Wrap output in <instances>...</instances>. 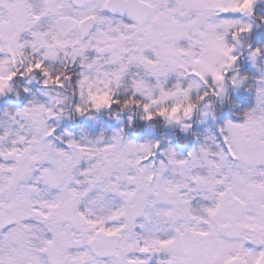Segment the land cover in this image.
<instances>
[{"label": "snow or ice", "instance_id": "1", "mask_svg": "<svg viewBox=\"0 0 264 264\" xmlns=\"http://www.w3.org/2000/svg\"><path fill=\"white\" fill-rule=\"evenodd\" d=\"M163 3L0 0V94L10 92V82L18 74L24 77V72L34 70L45 77V89H63L61 78L70 77L54 76L50 70L61 49V62L72 64L91 51L97 54L91 59L111 58L106 72L109 84L112 75L120 73L116 87L132 85V106L142 108L147 121L167 117V109L154 112L147 99L158 106L156 91L167 98L179 88L190 99L193 84L199 90L200 82L209 84L208 77L225 82L228 71L217 70L216 53L224 56L223 68L231 69L238 59L233 55L235 46L252 24L215 17L218 13L251 17L256 0H179L192 20L202 12L211 13L206 17L213 30L211 47L203 39L193 43L190 29L185 34L188 16L175 25L161 19L153 23L157 30L143 31ZM105 12L126 15L131 23ZM106 26L115 31L105 33ZM229 32L231 46L226 40ZM117 34L120 43L113 45ZM202 34L201 30L197 35ZM157 39L171 42V48L163 50L153 43ZM73 49L79 51L70 58ZM28 52L31 64L23 58ZM173 52L185 62L177 67L196 78L187 91L179 82L168 91L169 77L181 74L162 59ZM260 52L259 48L252 51L250 59L255 61ZM232 82L239 87L244 81ZM217 91L215 87L212 94ZM207 96L205 91L198 98L202 102ZM50 100L59 106V99ZM112 105L107 103L108 108ZM97 109L101 110L99 105ZM195 110L189 106L185 119ZM171 111L175 117L180 105H173ZM54 112L33 100L30 106L0 118V264H150L156 254L163 255L156 264H264V70L255 107L246 112L243 122L228 121L220 129L223 145L209 134L186 158H178L168 148L163 154L166 159L152 160L158 142L137 144L119 131L107 143L70 139L67 150L58 148L49 139L54 129L47 123L53 116L60 119ZM76 112L83 109L77 106ZM171 122L190 128L180 120ZM253 136L258 139L250 140ZM82 162L87 166L81 168ZM196 197L209 203L193 206ZM256 246L262 250L256 251Z\"/></svg>", "mask_w": 264, "mask_h": 264}, {"label": "trees", "instance_id": "2", "mask_svg": "<svg viewBox=\"0 0 264 264\" xmlns=\"http://www.w3.org/2000/svg\"><path fill=\"white\" fill-rule=\"evenodd\" d=\"M105 14V13H104ZM110 18L119 19L108 14ZM234 19H238L242 23H251L252 30L241 35V46H235L233 55L238 57L237 62L233 66V70L226 73L227 88L225 95L227 100H221L219 97L209 95L201 103L214 100L215 104L210 105L212 111L211 115L205 116L202 112L195 110L193 115L185 119L183 123L189 124L190 128L185 132L180 124H167L163 117H154L151 121L142 119V108L132 106L131 111H123L119 104H113L110 108L101 110H92L88 113L80 115L74 113L69 109L67 114L60 115V119H50L51 128L54 129L52 138L53 141L59 142V137L62 142L68 139H75L81 144H88L101 140L110 139L115 131L128 139L132 131L135 133V141L139 144L146 142L159 143L160 148L155 152H163L171 148L178 156V158H186L188 151L199 149L201 144L205 142V137L209 134L216 137V143L223 145V136L220 129L225 126L228 121L233 123L243 122L246 112L255 107L256 104V90L259 85L261 71L264 70V21L255 19L257 17H264V0H256L254 12L251 17L245 16L241 13L232 14ZM229 44H234L231 39V32L226 36ZM261 50L260 55L255 61L250 59V53L255 49ZM50 62L45 61V65ZM52 74L55 76L60 70H63L65 75L70 77L68 83L76 86L78 80L81 78L83 68L77 63H65L60 65L59 62H52ZM22 71V69H21ZM246 77L243 84L237 87L229 79L233 75ZM31 75L37 77L36 80L31 79ZM45 77L39 70H34L30 77L25 78L17 75L11 81L13 91L7 92L0 96V118H3L5 112L15 113L21 109L30 106L31 101L37 100L46 106L50 103V97L55 95L56 91H63V89L49 86L45 89L43 80ZM62 83L64 82L63 77ZM198 79V78H197ZM209 84L203 85L199 90H192L191 96L193 99L197 95H203L205 91L212 92L215 88L211 77H208ZM177 82L175 75L169 77L167 87H172ZM186 86V81L183 82ZM48 91L49 96H45L44 92ZM72 95L73 108L79 106L80 97L75 90L70 93ZM132 93L120 91L114 99L124 100ZM137 99H142L137 94ZM133 112L136 114L133 115ZM55 117V116H54ZM215 148V146H213ZM197 202L207 203L201 199H196Z\"/></svg>", "mask_w": 264, "mask_h": 264}, {"label": "clouds", "instance_id": "3", "mask_svg": "<svg viewBox=\"0 0 264 264\" xmlns=\"http://www.w3.org/2000/svg\"><path fill=\"white\" fill-rule=\"evenodd\" d=\"M211 13L210 12H202L200 15H198L195 20L191 19V13L187 8L181 7V4L179 3V0H164L163 6L160 9H157L155 11V19L152 17H149V23L147 26L142 29L143 31H148L152 30L155 31L157 29H153V23L158 22L159 20L163 19L166 23L169 25H175L178 24V20L180 18H183L185 16L189 17V20L186 22L184 25L185 29V34H188L189 29L191 30L193 36L195 39L193 40V43L196 41H199L201 39L205 40L206 42H209V46L211 47V41H212V29L208 27V22L206 21V17H210ZM255 19H260L264 21V17H257L254 18L253 22H255ZM201 30L203 32L202 35H197L198 33H201ZM115 31V29L111 27L105 28V33H111ZM109 38L108 35H105L104 39L107 40ZM41 41L43 40V37L39 38ZM120 43L119 35L117 34L116 39L113 40V45ZM153 43L157 44L158 46H162L163 50H169L171 48V42L164 43L162 40H155ZM241 39H239V42L236 44V46H241ZM231 46V44H229ZM140 45L137 44V47ZM63 49H61V56L59 60L56 62H59L60 65H64L65 63H62L61 61L64 60V55H63ZM76 51H79L77 49L70 50L68 52V56L71 58ZM97 54L94 52L89 51L88 57H84L78 61L79 64H84L85 66L83 67L82 75L81 78L78 80V83L76 86H73L71 83H68V80H65L63 83L65 84L64 90L63 91H56L55 95L52 96V99H59L60 104L59 106L56 103H53L52 100H50L49 106L52 109H55L54 115H66L69 109H72L74 113L76 112V107L73 108L72 105V93L74 90L75 92L78 93L80 100H79V107L83 109L82 113H78L80 115H83L85 113H88L92 110H97V105L100 106L101 109H107V103L109 101L115 103L114 96L120 92L123 91L125 93L133 91L132 85L130 83H122V86L116 87V81L115 77L120 75V73H114L112 75V82L111 85L109 84V75L106 74L108 70V66L111 63V58L105 59L103 55L99 56V59H91L96 57ZM25 62L27 64L32 63V56L31 53H25L23 56ZM20 59V56H17V60ZM162 59L169 64V67H173L177 69V72H181L180 75H176L175 77L177 78V82H179L180 85L183 86L184 91L188 90V84L191 82L192 79L196 78H191L187 76V69L184 68L181 70L178 65L184 64L183 58L177 54V53H171L169 55H163ZM224 56L216 53V68L219 71H229L233 70L235 72V69L232 67L231 69H224L223 64H224ZM66 63H71L70 60L67 61ZM91 64V68L88 66ZM24 65H20V67H23ZM13 68H16V65H12ZM19 69H17L18 71ZM50 70L53 71L52 66L50 65ZM59 75L61 76H66L63 70H60L58 72ZM24 77L28 78L30 77V74L28 72H24ZM32 80H36L37 77L35 75H31ZM231 81L236 80L238 83L240 81H244L246 77L243 76H238V75H233L232 77L229 78ZM129 80H131V76H129ZM186 81V86L183 83ZM8 82L5 81V85H7ZM215 87L218 89L217 94L213 95L212 92H208L209 95L219 97L221 100H227V96L225 95V91L227 88L226 82L222 83H215ZM203 86V83L200 82V88ZM199 88V89H200ZM219 89H223V91H219ZM14 89L11 87L10 91H13ZM192 90H197V87L195 84L192 85ZM168 91L171 92L172 88L169 87ZM152 95L151 92L148 93V96L150 97ZM199 95L196 96L195 99L191 98L186 99L184 97V92H181L179 88L176 89V93L173 96H168L167 98L162 97L158 91L155 92V99L157 101H160L159 105L153 104L152 100L149 98L147 99V103L149 107L155 112L159 109H167V117H163L165 122L167 124H173L171 122L172 119L184 121L185 120V112L189 106L195 108L199 112H202L205 116L211 115L212 111L210 109V105L215 104L214 100H210L205 103H201V100L198 98ZM144 98L142 97V102ZM125 101H128V107L125 108L124 103ZM180 105V113L173 117L171 108L173 105ZM120 109L123 111H131L132 110V95L128 96L124 100H120ZM136 113L133 112V115ZM142 119L146 120V113L142 110ZM190 116L193 115V113L189 114ZM182 129L187 132L188 130H185L183 125H181ZM250 140H257L258 137L253 136L249 138Z\"/></svg>", "mask_w": 264, "mask_h": 264}, {"label": "rangeland", "instance_id": "4", "mask_svg": "<svg viewBox=\"0 0 264 264\" xmlns=\"http://www.w3.org/2000/svg\"><path fill=\"white\" fill-rule=\"evenodd\" d=\"M232 14H234V13H218L217 14V16L215 17V19L216 20H223V19H229V20H238V19H234L233 17H232ZM229 34V33H228ZM227 34V35H228ZM182 43H184V42H182ZM6 94V93H5ZM5 94H0V96H3V95H5ZM49 105V104H48ZM47 105V106H48ZM22 110V109H21ZM55 117L53 116V117H50L49 119H48V121H47V123H48V125H49V127L51 128V125H52V123H51V120L50 119H54ZM117 131H115L114 132V134L116 133ZM113 134V135H114ZM128 140H131V141H133L134 143H137L136 141H135V133L134 134H132V135H128ZM62 138L63 137H59V142H55V141H53V138L52 137H49V139L58 147V148H62V149H65V150H67V147H68V141L70 140V139H68V137H65L66 138V141L63 143L62 142ZM126 138V137H125ZM111 139V138H110ZM110 139H108V140H102V142H104V143H107V142H109L110 141ZM148 143H153V142H148ZM88 144H91V143H88ZM137 144H139V143H137ZM215 146V145H214ZM195 150H198V149H195ZM167 150H164L163 152H155V154H154V156L151 158L152 160H155V161H160V160H162V159H166V157L163 155L165 152H166ZM191 151H193V150H190V151H188V153L189 152H191ZM188 153H187V155H188ZM187 157V156H186ZM87 165H86V163L85 162H82L81 163V168H84V167H86ZM196 199H201L200 197H196L194 200H193V202L196 200ZM207 202V201H206ZM209 203V202H208ZM194 205H196V201L194 202V204H193V206ZM249 247H253L251 244L249 245ZM255 250L256 251H260V250H262L259 246H256V248H255Z\"/></svg>", "mask_w": 264, "mask_h": 264}, {"label": "flooded vegetation", "instance_id": "5", "mask_svg": "<svg viewBox=\"0 0 264 264\" xmlns=\"http://www.w3.org/2000/svg\"><path fill=\"white\" fill-rule=\"evenodd\" d=\"M250 244L246 245L247 247H249ZM141 257H143L141 255ZM163 258V255L162 254H156V255H153L150 257V264H156V261L159 260V259H162Z\"/></svg>", "mask_w": 264, "mask_h": 264}, {"label": "water", "instance_id": "6", "mask_svg": "<svg viewBox=\"0 0 264 264\" xmlns=\"http://www.w3.org/2000/svg\"><path fill=\"white\" fill-rule=\"evenodd\" d=\"M105 13L110 14V15H113V16H116V17H120L121 19H123V20L128 21V22L131 23V21L128 19V17L126 15L123 16V17H121L119 13H115V14L110 13V12H105Z\"/></svg>", "mask_w": 264, "mask_h": 264}, {"label": "bare ground", "instance_id": "7", "mask_svg": "<svg viewBox=\"0 0 264 264\" xmlns=\"http://www.w3.org/2000/svg\"><path fill=\"white\" fill-rule=\"evenodd\" d=\"M208 203V202H207Z\"/></svg>", "mask_w": 264, "mask_h": 264}]
</instances>
